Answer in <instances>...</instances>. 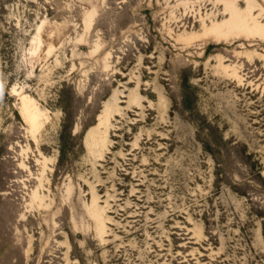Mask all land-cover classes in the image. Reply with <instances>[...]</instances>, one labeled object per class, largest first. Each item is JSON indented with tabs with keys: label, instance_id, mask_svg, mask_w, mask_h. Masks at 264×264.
<instances>
[{
	"label": "rangeland",
	"instance_id": "obj_1",
	"mask_svg": "<svg viewBox=\"0 0 264 264\" xmlns=\"http://www.w3.org/2000/svg\"><path fill=\"white\" fill-rule=\"evenodd\" d=\"M0 264H264V0H0Z\"/></svg>",
	"mask_w": 264,
	"mask_h": 264
},
{
	"label": "bare ground",
	"instance_id": "obj_2",
	"mask_svg": "<svg viewBox=\"0 0 264 264\" xmlns=\"http://www.w3.org/2000/svg\"><path fill=\"white\" fill-rule=\"evenodd\" d=\"M104 124H105L104 121H102V125H104ZM93 134H94V139H95V141H96L99 137L102 136V133H101L100 131H94Z\"/></svg>",
	"mask_w": 264,
	"mask_h": 264
},
{
	"label": "trees",
	"instance_id": "obj_3",
	"mask_svg": "<svg viewBox=\"0 0 264 264\" xmlns=\"http://www.w3.org/2000/svg\"><path fill=\"white\" fill-rule=\"evenodd\" d=\"M259 174H260V176H261V171L259 170Z\"/></svg>",
	"mask_w": 264,
	"mask_h": 264
}]
</instances>
